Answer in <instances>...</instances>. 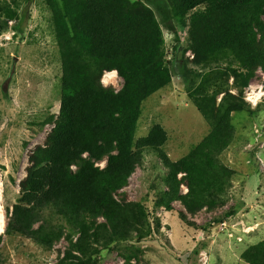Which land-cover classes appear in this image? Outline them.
<instances>
[{
    "label": "rangeland",
    "instance_id": "obj_1",
    "mask_svg": "<svg viewBox=\"0 0 264 264\" xmlns=\"http://www.w3.org/2000/svg\"><path fill=\"white\" fill-rule=\"evenodd\" d=\"M70 1L80 13L86 11V0ZM159 1L114 4L119 14L120 7H129L158 21L154 2ZM218 3L210 0L177 20L184 58L205 78L188 93L184 83L169 74L170 82L142 99L136 120L127 126L133 145L156 127L165 142L156 153H140L126 185L114 197L127 216L120 222L123 233L104 229L106 221L100 217L47 210L43 219L55 236L46 248L24 237L6 236L4 230L33 161L59 121L63 73L54 17L63 13V3L0 0V8L16 16L0 33V264H248L255 257L253 249L264 242V71L256 68L240 92L231 70L238 67L235 56L215 53L217 59L209 62L198 55L199 46L208 43L201 24L214 27L220 18ZM24 13L22 33L17 34L12 26ZM140 19L146 30V19ZM260 19L264 22V14ZM160 35L163 67L169 70L176 42L166 30ZM103 63L93 70L96 106L115 116L128 112L131 94L115 63ZM223 98L226 125L215 118ZM198 104L213 110L210 121ZM104 166L105 161L95 164L98 169ZM193 171L204 178L211 171L215 187L196 212L188 208L195 205L188 201L193 187H199ZM80 240L92 249L88 258L71 249Z\"/></svg>",
    "mask_w": 264,
    "mask_h": 264
},
{
    "label": "trees",
    "instance_id": "obj_2",
    "mask_svg": "<svg viewBox=\"0 0 264 264\" xmlns=\"http://www.w3.org/2000/svg\"><path fill=\"white\" fill-rule=\"evenodd\" d=\"M160 1L154 2L159 17L155 21L137 15L129 7H120L119 14L115 0H86V11L81 13L76 2L73 5L70 0H61L63 13L59 18L54 17L58 23L63 73L59 121L46 148L28 171L17 205L7 218L4 235L24 237L50 248L55 235L43 219L47 210L100 217L106 221L104 229L118 235L123 233L120 222L127 216L114 197L126 185L139 162L140 153H156L165 142L161 130L156 127L133 145L128 140L127 126L136 120L142 99L170 82L169 74L180 79L188 93L194 92L205 78L203 71L191 66L184 58L178 41L177 20L210 0ZM219 1L220 18L215 28L208 26V22L201 24V32L206 34L208 43L199 46L198 55L207 57L209 62L217 59L215 53L228 52V56H235L238 67L231 70L241 92L249 85L256 68L264 71V22L260 19L264 14V0ZM1 15L4 19L0 18V33L7 31L8 22L16 18L8 8H0ZM140 18L146 19V30L142 28ZM25 21L24 13L12 26V31L21 34ZM162 30L171 33L176 42L167 62L169 70L162 63ZM140 32H146V35ZM110 60L115 63L112 66L123 79L125 90L132 96L130 110L116 116L96 106L91 85L94 68L103 62L110 66ZM223 103L224 98L215 118L226 125L228 110ZM197 108L208 121L212 119L213 110L203 109L199 104ZM100 161H105L103 169L95 167ZM211 174L209 171V177L204 178L200 171H193L192 178L197 179L199 187H193L194 196L188 200L195 204L188 207L191 212H196L206 198L214 194ZM165 208L170 209L168 205ZM71 249L84 258L92 253L84 240ZM253 251L257 254L248 259V264H262L264 242ZM257 255L262 259L259 260Z\"/></svg>",
    "mask_w": 264,
    "mask_h": 264
},
{
    "label": "bare ground",
    "instance_id": "obj_3",
    "mask_svg": "<svg viewBox=\"0 0 264 264\" xmlns=\"http://www.w3.org/2000/svg\"><path fill=\"white\" fill-rule=\"evenodd\" d=\"M2 232V226L0 225V233Z\"/></svg>",
    "mask_w": 264,
    "mask_h": 264
}]
</instances>
